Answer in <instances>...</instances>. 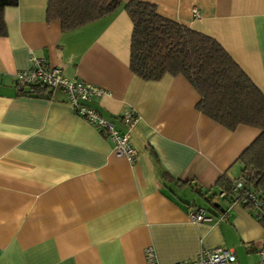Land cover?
<instances>
[{
  "label": "crops",
  "instance_id": "0c3cea01",
  "mask_svg": "<svg viewBox=\"0 0 264 264\" xmlns=\"http://www.w3.org/2000/svg\"><path fill=\"white\" fill-rule=\"evenodd\" d=\"M123 4L70 32L47 21L48 0L6 7L0 37V264H159L194 260L203 249L255 264L264 225L221 200L219 180L242 174L239 156L256 128L230 131L196 110L182 76L145 81L129 67L132 23ZM165 19L213 38L264 95V0H140ZM193 11L198 12V16ZM32 59L107 94L89 104L114 122L138 116L133 161L77 116L62 91L22 95L15 74ZM203 208L224 221L195 223Z\"/></svg>",
  "mask_w": 264,
  "mask_h": 264
},
{
  "label": "trees",
  "instance_id": "16d2710c",
  "mask_svg": "<svg viewBox=\"0 0 264 264\" xmlns=\"http://www.w3.org/2000/svg\"><path fill=\"white\" fill-rule=\"evenodd\" d=\"M124 0H48L47 21H59L66 33L114 13ZM18 0H0V37L5 36L3 11ZM132 23L129 67L145 81L164 75L182 76L199 94L196 110L233 131L256 128L258 137L237 161L250 171L253 185L264 190V95L213 38L160 16L153 4L130 0L124 7ZM20 85V84H19ZM22 95L48 98L42 86H20ZM241 174V175H242ZM231 182L219 180L229 192ZM259 222L264 225V217Z\"/></svg>",
  "mask_w": 264,
  "mask_h": 264
},
{
  "label": "built area",
  "instance_id": "2783aa9c",
  "mask_svg": "<svg viewBox=\"0 0 264 264\" xmlns=\"http://www.w3.org/2000/svg\"><path fill=\"white\" fill-rule=\"evenodd\" d=\"M193 12L195 16H198L197 11ZM14 78L20 85L42 86L50 91H62L75 114L111 140L117 156L133 161L130 138L138 116L134 112L122 115L119 118L121 129L114 122L102 117L89 103L107 94L103 89L77 79H67L63 76L61 69L50 67L45 61L39 59H32L31 68L17 72ZM249 174L252 175L250 171H247L233 179L229 192L221 191L217 197L243 206L255 220L260 221L264 217V190L253 185ZM226 213L215 219L207 214L205 209L195 208L190 212L189 218L195 223H213L224 221ZM257 256L255 264H264V240L260 244ZM145 258L147 264H159L152 249L145 251ZM173 264H238V262L233 250L217 247L211 250L203 249L194 260Z\"/></svg>",
  "mask_w": 264,
  "mask_h": 264
}]
</instances>
